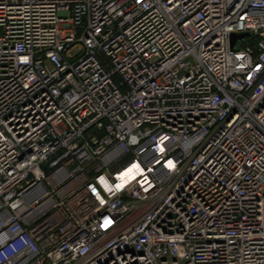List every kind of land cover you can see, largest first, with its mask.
Returning a JSON list of instances; mask_svg holds the SVG:
<instances>
[{
  "label": "built area",
  "instance_id": "obj_1",
  "mask_svg": "<svg viewBox=\"0 0 264 264\" xmlns=\"http://www.w3.org/2000/svg\"><path fill=\"white\" fill-rule=\"evenodd\" d=\"M0 264H264V0H0Z\"/></svg>",
  "mask_w": 264,
  "mask_h": 264
},
{
  "label": "water",
  "instance_id": "obj_2",
  "mask_svg": "<svg viewBox=\"0 0 264 264\" xmlns=\"http://www.w3.org/2000/svg\"><path fill=\"white\" fill-rule=\"evenodd\" d=\"M247 33H238V34H232L231 39H232V45L235 39L243 38Z\"/></svg>",
  "mask_w": 264,
  "mask_h": 264
}]
</instances>
